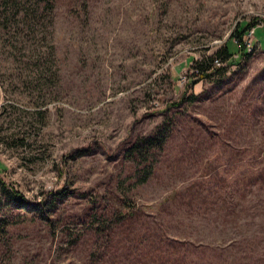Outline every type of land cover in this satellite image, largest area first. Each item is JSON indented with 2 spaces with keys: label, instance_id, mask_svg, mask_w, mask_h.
<instances>
[{
  "label": "rangeland",
  "instance_id": "obj_1",
  "mask_svg": "<svg viewBox=\"0 0 264 264\" xmlns=\"http://www.w3.org/2000/svg\"><path fill=\"white\" fill-rule=\"evenodd\" d=\"M13 13L0 0V179L51 213L10 212L0 264H264V180L230 182L264 160V0H56L33 26ZM245 23L253 50L194 76L226 44L241 53ZM161 123L163 145L131 157ZM91 213L116 223L97 235Z\"/></svg>",
  "mask_w": 264,
  "mask_h": 264
},
{
  "label": "trees",
  "instance_id": "obj_2",
  "mask_svg": "<svg viewBox=\"0 0 264 264\" xmlns=\"http://www.w3.org/2000/svg\"><path fill=\"white\" fill-rule=\"evenodd\" d=\"M11 7L14 8V17H18L20 14L24 17L28 23L33 26L34 24H42L46 19L49 21V16L52 18V12L54 11L56 0H6ZM48 18V19H47ZM52 19H50L51 21ZM34 24H32L31 22ZM250 23L240 24L234 31L233 36L237 37L235 42H239L241 46V53L237 55L235 58L233 55L235 52L231 51L228 44L218 49L214 56L204 57L202 60L196 61V65L193 66L194 76H202L206 77L209 74L205 73L211 65L215 64V60L221 63L222 60L229 61H238L243 56H247L249 53L246 51L245 47L242 46V38L245 32L250 28ZM225 68H218V72H224ZM191 100L192 97L182 96L180 100V105L184 100ZM163 123H161L151 134L146 136H141L137 140H135L131 146L127 149V153L133 158H144L145 155L152 153L156 148L159 149L163 142L165 141V136L163 133ZM244 173L239 176L231 177L230 182L234 183V186L237 188H245L246 186H250L255 184V181H259L262 177L264 180V160L262 164L257 167H245ZM146 177V172H145ZM65 190L58 191L57 195H64ZM232 201V200H231ZM49 202L47 201H39L36 203L29 202L20 192L15 190L13 187L9 186L5 181L0 179V209L6 207L9 211V214L3 213L0 214V238L5 236L8 232V227L12 224L10 220V212L13 213V210L20 211L22 213H33L39 214L43 216L46 220H49L50 208ZM48 205V206H47ZM136 209L134 206H126L123 211L116 212L117 220H131L135 216ZM102 215L97 217V214L91 213L90 221L88 222V226L92 228L95 234H106L109 232L110 226L116 222L111 220H103ZM115 218V219H116Z\"/></svg>",
  "mask_w": 264,
  "mask_h": 264
},
{
  "label": "built area",
  "instance_id": "obj_3",
  "mask_svg": "<svg viewBox=\"0 0 264 264\" xmlns=\"http://www.w3.org/2000/svg\"><path fill=\"white\" fill-rule=\"evenodd\" d=\"M247 36H246V38H244V41H243V43H244V47H245V49H246V51L247 52H250V51H252L253 50V48H254V46L251 44L252 43V40H251V34L253 33V28L252 29H250V30H248L247 31ZM220 62L218 61V59H216L215 60V64H219Z\"/></svg>",
  "mask_w": 264,
  "mask_h": 264
}]
</instances>
